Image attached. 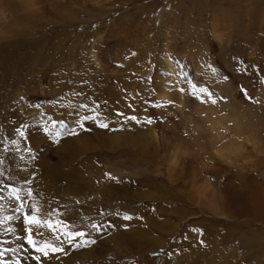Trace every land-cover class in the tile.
Segmentation results:
<instances>
[{
  "label": "rangeland",
  "instance_id": "obj_1",
  "mask_svg": "<svg viewBox=\"0 0 264 264\" xmlns=\"http://www.w3.org/2000/svg\"><path fill=\"white\" fill-rule=\"evenodd\" d=\"M95 1L40 0L1 27L0 219H14L0 225V264H264V151L184 156L178 180L167 157L199 146L184 105L263 111L264 0ZM156 71L180 96L159 95ZM195 167L226 216L190 197ZM37 208L87 235L68 243L43 229L65 251L37 252L25 222Z\"/></svg>",
  "mask_w": 264,
  "mask_h": 264
},
{
  "label": "bare ground",
  "instance_id": "obj_2",
  "mask_svg": "<svg viewBox=\"0 0 264 264\" xmlns=\"http://www.w3.org/2000/svg\"><path fill=\"white\" fill-rule=\"evenodd\" d=\"M38 1L40 0H0V35L4 34L1 27L8 22L7 16L9 13H33L36 11L37 7H39ZM96 1L99 2V0ZM57 2L59 4L62 0H53L54 4ZM216 33L219 34V32ZM218 37H221V35L219 34ZM170 79L173 78L170 77L169 74L162 71H156L154 74V84L157 87L159 95L163 98L171 99L175 98V96H180L178 84L175 83L172 85L171 83L173 82H171ZM184 97L185 95L183 94V98ZM187 106L190 105L187 104L183 106V109H186L183 111L184 121L188 129L191 131L192 141L194 142L193 144L197 143L199 146L194 148V146H183L180 143H177L172 148L170 153L167 154V157L169 158L168 175L172 178H177L176 180H178L179 175L183 173L184 169H187L182 168L184 166V156L199 157L200 151H208L210 154L220 157L227 163H238L240 159H248L249 156L248 154L246 155L247 143H252L254 150L257 152L264 151L261 147V143L263 144L261 125L264 126V109L262 111L259 107L255 108L257 106L238 109L228 101L226 103H222L219 107H217V105L203 107V104L199 103L192 111H190V108H186ZM118 134L121 137H124L121 133ZM159 136L160 135L156 134L154 128L152 133L153 140L156 141L160 139ZM162 139L165 141L164 138ZM121 141L118 140L119 143ZM149 143L152 144L153 142ZM202 169L204 168L200 167L198 170L197 167H195V169L192 168L190 170L189 177H187V181H190V187L188 189H191L192 191L190 197L196 199L197 203L208 207L212 212L226 216L227 213L224 212L222 199L211 192L213 184L208 181H202L199 178V173ZM198 179L201 182L198 181Z\"/></svg>",
  "mask_w": 264,
  "mask_h": 264
},
{
  "label": "snow or ice",
  "instance_id": "obj_3",
  "mask_svg": "<svg viewBox=\"0 0 264 264\" xmlns=\"http://www.w3.org/2000/svg\"><path fill=\"white\" fill-rule=\"evenodd\" d=\"M200 91L203 92L204 90L201 89ZM193 95H195V93H193ZM209 95H211V94L209 93ZM245 95H247L246 92H245ZM249 99H251V97H249ZM201 102H207V101L202 100ZM211 102L213 104H215L217 101L213 99ZM118 115H123V114L120 113ZM83 119L84 120L91 119L93 121H96L97 117L96 116H91V117L84 116ZM129 119L136 120L137 118L135 116H133V117H130ZM147 122L148 123H152L151 120H149ZM52 127H53V129L56 127L55 122H53ZM81 127H83L82 124H81ZM99 127L107 129V128H109V124L105 123L103 121H100L99 122ZM46 131H48V130L46 129ZM20 135L23 136L24 133L20 132ZM53 135H59V132H54ZM18 192H19V190H13V192L11 194L12 196H14V198L16 200H20V196H19ZM29 195H31L30 191H29ZM0 199H2V197H0ZM22 207H23V205H21V209H22ZM21 209H17V211H20ZM35 211L37 213L36 215H26L25 216V222L28 225V227L26 229V231L28 233V235L26 237L27 243L29 245H31L37 252H41L45 256L48 255V250L49 249L52 252H64L65 249L63 247H58L56 244L49 243L47 240H44V231H43V229H47L48 230V234L50 236H55V239L57 241H59L60 237H59V235H57V231L58 230L59 231H64V227H66V223L63 222V221H60V222L54 224L50 219H45L43 216L40 215V209L39 208L35 209ZM12 219H14V217H10V216L4 217L3 219H0V225H3L4 223H6L7 221H10ZM126 219H130V217H126ZM6 231L11 232L12 229H6ZM37 235L41 237V240H44L42 246L35 239V236H37ZM64 235L68 238L67 242L68 243H72L74 237H84L87 234L82 232V231L81 232H76V233H72V232H69V231H64ZM17 239H23V237H18ZM77 246L79 247V245H77ZM20 248H23L22 244L20 245ZM6 251H11V252L14 253V252L18 251V249L10 248V249H6ZM0 256H3V252L2 251H0ZM37 259H39V257H37ZM17 264H23V262L18 260Z\"/></svg>",
  "mask_w": 264,
  "mask_h": 264
}]
</instances>
